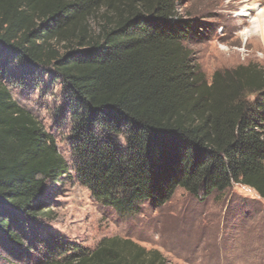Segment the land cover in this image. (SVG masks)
I'll list each match as a JSON object with an SVG mask.
<instances>
[{"label":"trees","instance_id":"obj_1","mask_svg":"<svg viewBox=\"0 0 264 264\" xmlns=\"http://www.w3.org/2000/svg\"><path fill=\"white\" fill-rule=\"evenodd\" d=\"M178 1L0 0V246L19 264L171 263L119 236L93 250L31 237L28 224L50 214L47 186L69 172L53 136L12 99V63L59 80L76 180L96 202L130 217L178 188L206 199L239 185L264 200V68L208 80L189 43L209 25L179 16Z\"/></svg>","mask_w":264,"mask_h":264},{"label":"rangeland","instance_id":"obj_2","mask_svg":"<svg viewBox=\"0 0 264 264\" xmlns=\"http://www.w3.org/2000/svg\"><path fill=\"white\" fill-rule=\"evenodd\" d=\"M178 2L179 16L209 25L207 34L189 43L208 80L216 70L240 65L264 68V40L252 31L264 0ZM253 4L251 11L248 8ZM95 23L91 22L93 31L98 29ZM5 78L12 99L53 136L68 165L69 176L47 186L44 202L50 209L48 219L28 224L32 238L41 240L48 234L93 250L103 237L119 236L158 250L171 264H264V200L254 190L233 185L222 193L197 199L178 188L163 206L143 202L133 215L123 216L96 202L76 180L67 96L51 69L22 68L12 63ZM11 251L15 253L0 246V264H19V251Z\"/></svg>","mask_w":264,"mask_h":264},{"label":"bare ground","instance_id":"obj_3","mask_svg":"<svg viewBox=\"0 0 264 264\" xmlns=\"http://www.w3.org/2000/svg\"><path fill=\"white\" fill-rule=\"evenodd\" d=\"M246 1V0H244ZM255 5H251L248 9H251V11L254 10ZM259 11V10H258ZM255 29L252 31H257L261 38L264 40V9H260L259 13L257 14V19L255 21Z\"/></svg>","mask_w":264,"mask_h":264}]
</instances>
